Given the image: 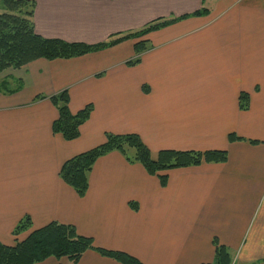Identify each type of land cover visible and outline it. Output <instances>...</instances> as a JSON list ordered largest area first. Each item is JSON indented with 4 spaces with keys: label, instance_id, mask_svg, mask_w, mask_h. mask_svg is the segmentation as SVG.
Wrapping results in <instances>:
<instances>
[{
    "label": "crops",
    "instance_id": "crops-1",
    "mask_svg": "<svg viewBox=\"0 0 264 264\" xmlns=\"http://www.w3.org/2000/svg\"><path fill=\"white\" fill-rule=\"evenodd\" d=\"M32 1L35 32L66 42L96 44L176 20L97 51L0 73V242L13 245L57 222L143 264H209L217 245L230 264H264V0ZM139 40L147 47L129 65ZM63 90L71 113L92 105L73 140L52 130L58 111L49 98ZM107 133L139 135L153 159L164 149L225 150L227 159L164 170L162 186L111 151L95 161L79 196L60 168ZM230 133L241 139L230 141ZM25 216L30 227L14 236ZM76 264L122 263L88 249Z\"/></svg>",
    "mask_w": 264,
    "mask_h": 264
},
{
    "label": "trees",
    "instance_id": "trees-1",
    "mask_svg": "<svg viewBox=\"0 0 264 264\" xmlns=\"http://www.w3.org/2000/svg\"><path fill=\"white\" fill-rule=\"evenodd\" d=\"M1 1L0 7L3 6L5 11L0 12V73L9 68H20L38 58H71L97 51L125 39L140 38L176 20L157 19L141 29L116 34L107 41L96 44L66 42L56 38H45L35 32L32 21L35 5L32 0ZM205 12L207 9L202 8L193 15H201ZM145 43L146 40H139L134 44L136 56L127 64L135 65L139 62L140 53L147 47ZM49 99L58 111V117L52 123L53 132L62 134L66 140L76 139L79 136L80 126L89 118L92 105L87 104L76 113H71L68 107L69 94L66 90L50 96ZM248 105V94L241 92L240 108L247 109ZM228 139L234 141L241 138L230 133ZM250 142L255 143V141ZM111 151H118L128 161L142 164L149 174L158 177L162 186L167 183V175L161 174L164 170L199 165L203 162L220 163L227 159V152L217 149L205 151L164 149L159 151L156 159H153L149 148L139 135L107 133L104 143L66 160L60 168V178L74 188L79 196H83L88 187V172L99 157ZM133 208L136 206L133 205ZM30 224L29 216H25L14 227L13 235L17 236L27 230ZM88 249H94L100 255L113 258L122 264H143L124 252L96 248L92 239L79 235L74 226L57 222H50L32 230L23 240L15 238L13 245L0 242V264H34L48 257L67 258L70 264H76ZM209 264H230L225 247L216 246L214 260Z\"/></svg>",
    "mask_w": 264,
    "mask_h": 264
},
{
    "label": "rangeland",
    "instance_id": "rangeland-1",
    "mask_svg": "<svg viewBox=\"0 0 264 264\" xmlns=\"http://www.w3.org/2000/svg\"><path fill=\"white\" fill-rule=\"evenodd\" d=\"M1 0H0V6H1ZM5 11V8L2 6V8L0 9V12H4Z\"/></svg>",
    "mask_w": 264,
    "mask_h": 264
}]
</instances>
